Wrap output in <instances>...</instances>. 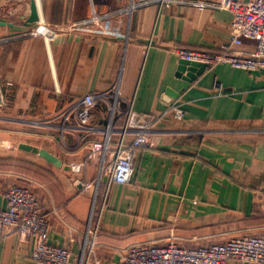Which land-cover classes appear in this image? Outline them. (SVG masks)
Instances as JSON below:
<instances>
[{"label": "crops", "instance_id": "obj_1", "mask_svg": "<svg viewBox=\"0 0 264 264\" xmlns=\"http://www.w3.org/2000/svg\"><path fill=\"white\" fill-rule=\"evenodd\" d=\"M214 1L166 0L128 14L121 12L128 0H0V210L7 208L3 193L16 185L33 192L47 212L64 213L63 221L50 215L53 246L67 245L69 228L87 229L95 195L99 204L105 195L95 182L98 158L90 162L88 152L77 148L74 122L69 148L63 145L58 117L85 95L111 92L121 71L123 98L134 102L138 114L168 116L153 146L136 151L131 184L114 185L109 193L96 239L100 264H121V252L138 244L195 249L264 238V70L218 65L188 82L174 54L178 48L255 51L249 40L231 46L232 14L214 9ZM33 3L38 22L58 30L50 43L27 35L34 29L26 26ZM94 12L117 13L113 28L128 40L73 30ZM215 78L231 94H214ZM174 101L184 104L181 122L168 109ZM94 117V127H106L107 104ZM11 135L41 141L63 166L22 156L21 143L5 152ZM84 161L83 174L71 172L69 164ZM70 248L78 262L79 246ZM32 251L33 241L0 237V264H37Z\"/></svg>", "mask_w": 264, "mask_h": 264}, {"label": "built area", "instance_id": "obj_2", "mask_svg": "<svg viewBox=\"0 0 264 264\" xmlns=\"http://www.w3.org/2000/svg\"><path fill=\"white\" fill-rule=\"evenodd\" d=\"M164 2L166 0H128V8L121 12L130 14L133 9ZM210 6L232 14L231 46H241L244 40H249L255 43V51L252 54H243L226 47L221 52L211 53L178 48L174 50L177 58L184 62L204 65L206 69L227 65L250 73H260L264 70V0H215ZM116 16L117 13L114 12L103 15L94 12L90 20L75 24L72 28L83 35L128 40L118 29L113 28L112 21ZM57 33L56 27L39 21L27 35L30 38H43L50 43ZM152 45L150 41L149 47ZM121 77L120 71L111 92L85 95L58 117L62 123L59 134L63 145L69 148L66 137L71 133L74 122L75 130L80 133L77 148L88 152L90 162L98 158L99 170L95 182L97 188H105V195L100 204L97 202L98 195H95L91 220L86 230L81 232L69 228L67 245L53 246L50 215L63 221L64 213L56 209L47 212L33 192L16 185L3 193L7 208L0 210V237L17 234L23 243L33 241L31 258L37 264H100L96 254V239L101 231L109 193L114 185L131 184L136 171V151L153 146L152 139L158 132L157 127L168 116L167 112L163 116L155 117L138 114L134 109V102L123 98ZM212 91L219 96L231 94L217 78L214 79ZM104 103L109 111L107 126L94 127L95 110ZM168 109L174 113V121L184 120L185 110L182 102H170ZM45 126L57 130L56 125ZM87 165L84 161L71 163L69 167L71 172L80 175L84 173ZM72 244H77L80 248L81 256L78 262L75 261L70 248ZM121 257V264H264V238H233L225 243L195 249H186L175 242L164 247L154 243L138 244L123 250Z\"/></svg>", "mask_w": 264, "mask_h": 264}, {"label": "water", "instance_id": "obj_3", "mask_svg": "<svg viewBox=\"0 0 264 264\" xmlns=\"http://www.w3.org/2000/svg\"><path fill=\"white\" fill-rule=\"evenodd\" d=\"M31 18L27 20L26 26L28 28H35L37 26L38 20L40 17H38L37 9H36V4L33 3L32 9H31ZM206 71V66L200 65V64H195V63H189V62H184L181 61V66L179 67V74L181 75H186L185 79L188 82H191V80H195L196 77L205 74L204 72ZM196 74V75H195ZM19 150L22 152H25L27 154L35 155L38 156L48 163L56 166L57 167H62L63 163L54 155L49 153L47 150L41 149L36 146H32L29 144H21L19 145Z\"/></svg>", "mask_w": 264, "mask_h": 264}, {"label": "rangeland", "instance_id": "obj_4", "mask_svg": "<svg viewBox=\"0 0 264 264\" xmlns=\"http://www.w3.org/2000/svg\"><path fill=\"white\" fill-rule=\"evenodd\" d=\"M51 140V139H50ZM4 141H6L7 142V144H9V145H7L8 147L6 148V150H4L5 152L7 151V152H9V151H11V152H15L16 150H18L17 149V144L18 143H21V144H28V143H30L29 145H34V146H36V147H39L40 148V150H41V148L43 147L42 146V144L40 143V142H36L34 139H30V138H27V137H24V138H18V136H14V135H11V136H9V137H6L5 138V140ZM31 143H33V144H31ZM61 143V142H60ZM62 144V143H61ZM6 146V145H5ZM11 147V148H10ZM16 149V150H15ZM42 149H45V148H42ZM19 152V151H18ZM19 154H21L22 156H25V157H27V158H29V159H32V160H39L40 162H43L41 159H39V157L37 156H35V155H31V154H25V153H19ZM11 156H14V155H12L11 154Z\"/></svg>", "mask_w": 264, "mask_h": 264}, {"label": "trees", "instance_id": "obj_5", "mask_svg": "<svg viewBox=\"0 0 264 264\" xmlns=\"http://www.w3.org/2000/svg\"><path fill=\"white\" fill-rule=\"evenodd\" d=\"M122 122H123V121H122ZM122 122L119 123L120 126L122 125Z\"/></svg>", "mask_w": 264, "mask_h": 264}]
</instances>
